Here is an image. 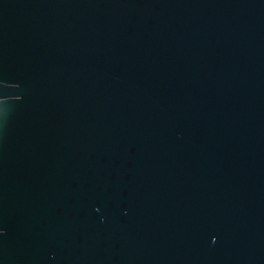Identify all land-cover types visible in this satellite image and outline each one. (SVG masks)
<instances>
[{
    "label": "water",
    "instance_id": "water-1",
    "mask_svg": "<svg viewBox=\"0 0 264 264\" xmlns=\"http://www.w3.org/2000/svg\"><path fill=\"white\" fill-rule=\"evenodd\" d=\"M0 264H264V0H0Z\"/></svg>",
    "mask_w": 264,
    "mask_h": 264
}]
</instances>
